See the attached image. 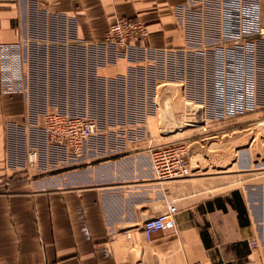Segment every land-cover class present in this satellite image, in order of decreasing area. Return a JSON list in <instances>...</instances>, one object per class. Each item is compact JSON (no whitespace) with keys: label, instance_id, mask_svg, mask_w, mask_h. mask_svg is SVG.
<instances>
[{"label":"crops","instance_id":"0c3cea01","mask_svg":"<svg viewBox=\"0 0 264 264\" xmlns=\"http://www.w3.org/2000/svg\"><path fill=\"white\" fill-rule=\"evenodd\" d=\"M219 2L0 4V41L21 43L26 72L25 91H0V264H264V153L260 164L251 165L245 149L227 165L201 161L187 177L157 180L149 148L172 136L159 137L156 114L129 120L124 94L127 75L153 62H137L106 41L117 17L140 18L149 36L134 44L161 49L170 62L160 93L183 92L191 89L192 52L212 44L206 31ZM95 91L105 105L114 92L115 106L77 157L50 140L43 116L48 107L89 106ZM193 129L180 130L179 140ZM226 130L194 142L204 147L205 138ZM220 139L211 142V160ZM31 149L38 150L32 163ZM169 198L178 205L176 229L148 240L143 223Z\"/></svg>","mask_w":264,"mask_h":264},{"label":"built area","instance_id":"2783aa9c","mask_svg":"<svg viewBox=\"0 0 264 264\" xmlns=\"http://www.w3.org/2000/svg\"><path fill=\"white\" fill-rule=\"evenodd\" d=\"M4 2L15 4L17 0H0V4ZM138 36L147 39L149 31L140 18L130 16L117 17L106 35V41L126 56L145 64L153 62L149 67L138 64L140 67L126 77L124 94L129 120L156 114L159 137L166 138L199 123L197 118L193 119V110L189 114L185 112L187 103L182 101L185 96L190 97L188 102L196 100L194 111L200 107L205 121L226 124L259 106L264 79V0H220L206 31V37L212 44H205L192 52L194 72L191 89L180 93L182 98H174L173 102L169 96H161L158 100L161 87L171 79L170 62L165 51L134 44ZM23 62L21 43L0 41L1 93L25 91ZM134 94L139 95L137 110H131L130 106V98ZM147 101L153 104L152 110L146 108ZM98 127L99 121L92 115L56 109L45 112L43 116V128L50 140L70 147L77 157L85 153ZM189 151V142L185 139L151 146L149 158L154 177L164 181L191 175ZM37 153V149L28 151L31 163L37 159ZM177 211L176 200L167 199L163 210L144 221L146 238L150 240L155 232L166 228L176 229ZM126 236L131 237L129 231ZM251 243L258 244L257 241ZM191 264L201 263L195 261Z\"/></svg>","mask_w":264,"mask_h":264},{"label":"rangeland","instance_id":"374dc122","mask_svg":"<svg viewBox=\"0 0 264 264\" xmlns=\"http://www.w3.org/2000/svg\"><path fill=\"white\" fill-rule=\"evenodd\" d=\"M177 75V74H176ZM175 75V76H176ZM101 91H95L93 97L92 103L88 105H83L82 103L75 104L73 106H70L68 110L73 114H87V115H92L96 117L99 121V125H105L106 122L102 121V118L106 116V113H112L114 106H115V98H114V92H109V101L107 102V105H105L104 99L102 98L103 93H100ZM139 91H137L138 93ZM209 91H207L208 94ZM62 93V91H61ZM111 93V94H110ZM180 93H182L180 90L178 91H172L170 93L171 95L169 96V99H172V102L174 101V98H182L180 97ZM164 93H160L158 96V100L160 101V97L163 96ZM61 96V95H60ZM139 95L134 94L130 98V106L131 110H137V105L139 103ZM113 98V100H112ZM135 98V99H134ZM190 97L185 96L182 98V101H186L187 104H185V112L187 114L195 112V116H193V119L198 120L199 123L196 126H187V128L193 127L194 129L191 130L190 134L188 135V138H185L186 141L189 142V147L191 148L190 151V159H191V164L192 165H198L201 161H204L206 165H215L220 164V165H227L231 163V161L234 158H237L239 156V152L245 149H249L248 152L250 155H252V160H251V165H255L257 162L260 164L263 160L261 157L264 153V79L262 81V88H261V100L259 106L256 108V110L249 112L247 114L241 115L238 117L236 120H234L233 124H226V123H219L216 121H210L206 120L205 121V116H202V109L199 107L195 109L194 107L196 106V100L195 101H189ZM135 100V101H134ZM209 100V97L207 98V101ZM109 103V104H108ZM150 105V107L148 106ZM120 102L118 101L117 104V111L120 113ZM129 107V106H127ZM44 110L46 111L47 107ZM56 107H48V110L55 109ZM146 108L148 110L153 109V104L151 101H147ZM60 110H65L64 107H60ZM201 109V111H200ZM56 110V109H55ZM116 113V112H114ZM185 114L186 117L187 114ZM205 121V122H204ZM237 121V123H235ZM100 128V127H99ZM227 129V130H226ZM209 131V133L214 130L215 131H220V130H226L225 133H221L218 135L219 138H221V142H219L214 148L216 155V159L211 160L212 157L211 155L213 154L212 151V144L211 142L217 141L218 137L217 136H211L209 138H205L204 141H208L209 143L204 144V147L200 146L199 144L196 145L194 142L195 139L198 141L200 137L199 135L202 133L207 134L206 132ZM178 137V138H177ZM167 139H170L169 137H166ZM172 141L174 140H179V135L176 133L172 135L171 137ZM170 140V141H171ZM192 141V142H191ZM219 146V147H218ZM192 155V157H191ZM264 157V156H263ZM249 174H244L243 177H248ZM238 184H242L238 182Z\"/></svg>","mask_w":264,"mask_h":264},{"label":"water","instance_id":"95a60500","mask_svg":"<svg viewBox=\"0 0 264 264\" xmlns=\"http://www.w3.org/2000/svg\"><path fill=\"white\" fill-rule=\"evenodd\" d=\"M200 111H201V109H200Z\"/></svg>","mask_w":264,"mask_h":264}]
</instances>
